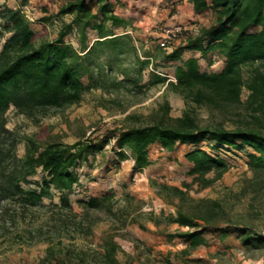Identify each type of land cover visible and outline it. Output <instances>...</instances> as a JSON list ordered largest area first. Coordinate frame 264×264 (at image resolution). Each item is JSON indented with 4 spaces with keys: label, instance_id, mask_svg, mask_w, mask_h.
<instances>
[{
    "label": "trees",
    "instance_id": "16d2710c",
    "mask_svg": "<svg viewBox=\"0 0 264 264\" xmlns=\"http://www.w3.org/2000/svg\"><path fill=\"white\" fill-rule=\"evenodd\" d=\"M188 1L196 13H210L213 20L188 37L186 43L169 53L165 51V60L177 62L176 81L154 73L149 84L167 83L197 105L240 103L247 88V103L253 110L248 125L233 129L203 126L192 111H185L179 117L170 116V105L165 103L163 115L156 122L108 129L101 139L87 137L73 143L42 144L35 137H27L23 156L18 153L16 132L8 127L7 113L11 107L38 118L54 109L78 104L88 90L102 86L101 80L108 69L119 66L126 81L131 73L122 63L131 53L137 64L134 69L139 71L134 81L139 85L150 59H142L138 53L128 32L130 19L116 13V7L125 4L122 0H66L57 12L41 18L59 23L54 39L46 38L43 31L33 26L25 10L31 0H14L13 5L7 0L0 3V41L5 39L0 50V203L4 201L10 206L14 203L26 213L43 205L45 198L52 199L57 192L60 203L52 204L77 214L71 195L82 186L79 169L97 160L111 142L117 161L131 158L135 173L151 165V145L160 144L169 151L176 150L180 144L192 145L193 149L185 155L191 163L189 174L201 187L211 186L228 171L229 164L219 154L201 146L204 141H210L219 148L246 150L255 177L264 176V0ZM118 28L124 31L119 33ZM186 51L198 52L200 56L185 57ZM209 53L225 60L221 70L208 71L202 65L201 60ZM246 67H250L247 76ZM39 173L40 179L31 181ZM32 183H35L33 187H27ZM152 186L162 199L177 208V215L169 222L190 228L169 233L170 238L185 239L190 249H196L208 245L206 234L220 232L226 237L234 229L246 249H264V234L249 227L215 224L217 201L207 205L201 199L203 203L195 211L185 210L182 203L189 194L190 183L180 187L155 181ZM115 196L112 190L99 197L79 198L77 202L84 210L101 208ZM126 197L132 195L127 193ZM12 212L7 206L0 210V216ZM153 218L159 226L160 217ZM106 244H109L108 256L119 248L113 241Z\"/></svg>",
    "mask_w": 264,
    "mask_h": 264
},
{
    "label": "rangeland",
    "instance_id": "374dc122",
    "mask_svg": "<svg viewBox=\"0 0 264 264\" xmlns=\"http://www.w3.org/2000/svg\"><path fill=\"white\" fill-rule=\"evenodd\" d=\"M7 1L14 4V0ZM65 1L31 0L25 7L33 26L43 31L48 39L57 36L59 23L41 18L57 12ZM4 2L0 0V3ZM178 5L171 0H126L121 11L122 16L130 19L128 32L142 59L153 57L155 66L169 74H174L177 62L165 60L167 53L159 46L161 28L173 23L184 25V33L176 40V47L186 43L188 37L213 20L210 13L198 14L188 4ZM123 31L120 29L119 33ZM4 41H0V50ZM134 62L131 53L122 63L131 73L126 81L119 66L108 69L101 80L102 86L88 90L80 103L54 109L46 116L32 117L11 107L7 113L8 127L19 138V155L25 154L27 137H35L42 144L51 141L73 143L87 137L101 139L108 129L116 127L151 124L163 115L165 103L170 105V116L179 117L185 111H192L203 126L233 129L252 121L247 88L243 90L240 103L197 105L167 83L149 84L154 74L148 70L149 64L136 85L134 79L139 71L134 69L137 65ZM224 65L225 60L216 53H211L204 64L208 71L221 70ZM249 71L250 67H246V76ZM112 144L97 156V160L79 169L82 186L71 195L77 214L52 204L59 201L57 192H54L53 200L45 198L43 205L26 210V213L14 203L11 206L4 201L0 203V210L8 206L13 211L5 217L0 216V264H243L245 260L250 264H264V249L244 252L238 248L230 249L231 245L240 243L239 238L227 239L230 243L227 245V242L218 241V236L212 237V247L220 249L214 248L212 252L207 249L205 256H201L200 251L181 252L184 244L176 243L170 252H166L159 248L163 244L159 242L161 238L154 241L155 230L151 226L156 225L157 231L163 234L190 229L169 222L177 215V208L162 199L152 186L155 181L180 187L187 182L192 186L182 203L185 210L195 211L203 203L201 199H205L207 205L217 201L215 224L249 227L264 234V176L255 177L249 168L246 150L219 148L214 142L204 141L201 146L222 156L229 169L213 185L203 188L194 183L189 174L191 163L185 155L193 149L192 145L180 144L174 151L160 144L151 145V165L135 173L131 158L120 166L116 164ZM40 176V173L33 176L31 181H37ZM33 185L35 183L27 184V187ZM99 185H116V188L108 187L115 189V198L101 208L84 210L77 199L100 193ZM127 193L132 197L127 198ZM153 217H160L159 226ZM62 221H67V225ZM106 241L119 246L112 256L107 254L109 244Z\"/></svg>",
    "mask_w": 264,
    "mask_h": 264
},
{
    "label": "crops",
    "instance_id": "0c3cea01",
    "mask_svg": "<svg viewBox=\"0 0 264 264\" xmlns=\"http://www.w3.org/2000/svg\"><path fill=\"white\" fill-rule=\"evenodd\" d=\"M124 3L126 2V0H122ZM130 1V0H129ZM161 1H163V0H161ZM175 1H179L178 3L179 4H188V5H190V6H192V8H193V5H192V3H190L188 0H171V2L172 3H174ZM177 3V2H176ZM178 3H177V5H178ZM172 7L174 6V5H171ZM123 7H124V5H118L117 7H116V13L117 14H121V11L123 10ZM178 8H179V5H178ZM194 9V8H193ZM122 15V14H121ZM120 29H122V28H118V29H116V31L117 32H119V30ZM184 44V43H183ZM211 53H209L206 57H205V59H202L201 60V63H202V65H204L205 63H206V61H207V59H208V57H209V55H210ZM191 55H196V56H200V53H198V52H194V51H186L185 53H184V56L185 57H189V56H191ZM204 63V64H203ZM214 71H216V70H214ZM219 71V70H218ZM151 147V146H150ZM124 161H120V162H116V164H118V166H120L122 163H123ZM134 162V161H133ZM138 173V172H137ZM108 187H110V188H116V185H108ZM108 187H107V185H99V187L97 188V190H100V193H92L93 195L92 196H94V197H99V196H102L103 194H105L106 192H108V191H112V190H109L108 189ZM113 191H115V189L113 190ZM58 203H60V199H59V201H58ZM72 203H73V201H72ZM176 224H178V223H176ZM152 226V228H154V233H153V235H154V241L155 242H158V239L157 238H161V240L159 241L160 243H163V244H161V245H159V248H164L163 250H166V252H170V248H174V246L175 245H179V244H184V249H182V251L181 252H184V253H187V252H192V251H194V252H199L200 251V255L201 256H205L206 255V251H207V249L209 250V251H211L212 252V250H214V248H216V249H220V247H212L213 246V244H211V238L212 237H214V238H216L215 236H218V241H222V242H227V245L228 244H230V243H228V241H227V239H229V238H233V239H235V238H239V239H241L240 238V236H239V232L238 231H235L234 229H232V231L230 232V234H228L226 237H223V235H222V233H220V232H213V233H208V234H206L207 235V238H208V245H204V246H200V247H198V248H196V249H190L189 248V242L187 241V240H185V239H182V238H179V237H175V238H170L169 236H168V234L169 233H165V234H163V233H159L158 231H157V226L156 225H151ZM178 226H180L179 224H178ZM181 228H184V227H186V226H180ZM176 243V244H175ZM173 244H175V245H173ZM215 245V244H214ZM240 249L242 252H244V250H247L243 245H242V242L240 241V243L239 244H236V245H231V247H230V249H232V250H234V249ZM202 252H204L205 254H202ZM208 252V251H207ZM243 264H250L248 261H244L243 262Z\"/></svg>",
    "mask_w": 264,
    "mask_h": 264
},
{
    "label": "built area",
    "instance_id": "2783aa9c",
    "mask_svg": "<svg viewBox=\"0 0 264 264\" xmlns=\"http://www.w3.org/2000/svg\"><path fill=\"white\" fill-rule=\"evenodd\" d=\"M185 27L182 23H173L171 25H164L161 28L159 46L167 53L171 52L175 48L176 40H178L184 33ZM150 63L148 70L156 74L165 76L168 81H176L174 74H169L158 69L154 64L153 57H149Z\"/></svg>",
    "mask_w": 264,
    "mask_h": 264
}]
</instances>
